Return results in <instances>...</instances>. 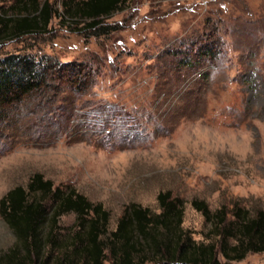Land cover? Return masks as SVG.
<instances>
[{
	"label": "rangeland",
	"instance_id": "1",
	"mask_svg": "<svg viewBox=\"0 0 264 264\" xmlns=\"http://www.w3.org/2000/svg\"><path fill=\"white\" fill-rule=\"evenodd\" d=\"M51 1L60 11L59 0ZM11 2L0 0V12ZM105 23L116 29H69L53 17L45 32L0 43V59L27 54L90 71L80 87L48 80L2 111L0 197L38 173L53 188L99 204L107 212L100 239L109 240L130 203L159 213L156 195L168 191L180 202L181 234L213 243L218 263L264 264V252L224 258L212 217L219 208L226 221L234 207L264 212V0H129ZM205 42L214 48L201 55ZM30 198L45 210L40 237L54 239L35 264H67L61 259L73 255L91 212L82 225L73 211L51 224L56 201ZM192 200L206 204L209 218ZM13 249L25 253L0 215V262ZM104 253L102 264H111ZM73 261L91 264L79 252Z\"/></svg>",
	"mask_w": 264,
	"mask_h": 264
},
{
	"label": "trees",
	"instance_id": "2",
	"mask_svg": "<svg viewBox=\"0 0 264 264\" xmlns=\"http://www.w3.org/2000/svg\"><path fill=\"white\" fill-rule=\"evenodd\" d=\"M129 0H12L8 10L0 12V43L22 35L45 32L53 17L69 29L95 31L96 34H108L116 29L106 24V19L126 7ZM6 12L5 14H2ZM214 46L208 42L198 47V53L207 55ZM37 61L27 54H9L0 59V119L4 109L34 96L48 85V80H66L80 87L89 77L80 63H59ZM47 82V84H46ZM33 193L47 194L56 201L51 216V224L56 217L67 211L76 214L80 225L88 219V228L84 237L76 235L72 241L74 248L71 256L63 255V262L75 264L77 252L82 253L91 264H102L107 250L111 264H143L146 255H156L154 264H220L215 258V245L193 243L189 237L181 234L180 202L170 198L168 191L158 192L156 199L159 213H152L146 207L130 203L116 223L115 230L108 233L109 240H101L106 231L107 212L99 204H92L82 194L68 189L65 193L52 187L50 180L34 173L25 187L15 185L0 197V215L21 242L25 253L19 257L13 249L4 256L0 264H35L40 256L43 244L53 242L49 237L41 238L39 226L45 220V210ZM192 206L209 218L206 204L201 200H192ZM233 219L225 220V210L219 208L212 214L214 224L220 235L219 250L226 259L239 260L248 252H264V212L257 209L254 214L234 207ZM178 232H175V230ZM48 232V231H47ZM227 238H233L234 244L227 245ZM54 244V243H53ZM43 261L42 263H44Z\"/></svg>",
	"mask_w": 264,
	"mask_h": 264
}]
</instances>
